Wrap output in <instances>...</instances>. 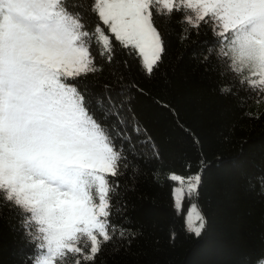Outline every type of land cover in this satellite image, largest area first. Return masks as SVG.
<instances>
[{"label":"snow or ice","instance_id":"6c2138e0","mask_svg":"<svg viewBox=\"0 0 264 264\" xmlns=\"http://www.w3.org/2000/svg\"><path fill=\"white\" fill-rule=\"evenodd\" d=\"M154 11H180L190 27H210L222 45L218 61L241 90L264 101V0H91L87 8L75 0H0V208L23 216L37 249L33 264H93L117 235L109 178L127 168L123 145L115 143L123 106L109 99L105 108L86 83L80 89L76 83L101 71L93 43L99 56L113 60L112 37L151 75L164 52ZM90 108L101 113L100 122ZM168 179L180 185L172 190L179 216L185 197L198 196L201 174ZM184 221L197 237L205 228L196 203Z\"/></svg>","mask_w":264,"mask_h":264},{"label":"trees","instance_id":"16d2710c","mask_svg":"<svg viewBox=\"0 0 264 264\" xmlns=\"http://www.w3.org/2000/svg\"><path fill=\"white\" fill-rule=\"evenodd\" d=\"M75 2L87 8L91 0ZM81 15L94 22L92 14ZM153 24L164 52L151 75L130 47L112 37L113 60L99 56L93 43L90 51L101 71L76 83L78 89L86 83L105 108L109 99L122 105L125 118L115 143L123 145L127 168L109 178L116 185L109 220L117 235L93 264H262L264 101L241 90L218 61L222 45L203 22L192 28L180 11L170 16L154 11ZM224 86L232 94L222 93ZM89 111L100 122L101 113ZM197 172L199 194L185 197L178 216L172 198L176 181L168 176ZM191 201L206 221L199 237L185 227ZM36 252L23 216L0 208V264H33Z\"/></svg>","mask_w":264,"mask_h":264},{"label":"rangeland","instance_id":"374dc122","mask_svg":"<svg viewBox=\"0 0 264 264\" xmlns=\"http://www.w3.org/2000/svg\"><path fill=\"white\" fill-rule=\"evenodd\" d=\"M178 186H180L179 185V183L178 182H176V185H175V187H178ZM190 203H195L194 201H191ZM187 210H188V208H187ZM187 212V211H186ZM186 214V213H185Z\"/></svg>","mask_w":264,"mask_h":264}]
</instances>
